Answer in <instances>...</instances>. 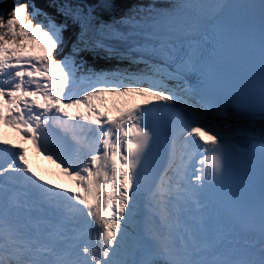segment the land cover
<instances>
[{
  "label": "snow or ice",
  "instance_id": "6c2138e0",
  "mask_svg": "<svg viewBox=\"0 0 264 264\" xmlns=\"http://www.w3.org/2000/svg\"><path fill=\"white\" fill-rule=\"evenodd\" d=\"M0 264H264V0H0Z\"/></svg>",
  "mask_w": 264,
  "mask_h": 264
}]
</instances>
